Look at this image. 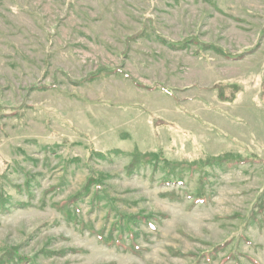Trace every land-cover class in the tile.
Here are the masks:
<instances>
[{
	"label": "rangeland",
	"instance_id": "1",
	"mask_svg": "<svg viewBox=\"0 0 264 264\" xmlns=\"http://www.w3.org/2000/svg\"><path fill=\"white\" fill-rule=\"evenodd\" d=\"M263 95L264 0H0V264H264Z\"/></svg>",
	"mask_w": 264,
	"mask_h": 264
},
{
	"label": "trees",
	"instance_id": "2",
	"mask_svg": "<svg viewBox=\"0 0 264 264\" xmlns=\"http://www.w3.org/2000/svg\"><path fill=\"white\" fill-rule=\"evenodd\" d=\"M238 57V56H237ZM236 57V58H237ZM235 59V58H234ZM109 70H102V71H99V72H97L96 74L98 75V74H100V73H102V74H109L110 73V71L108 72ZM96 75H92V76H90V77H88V78H86V80H89V79H92V78H94ZM162 90V89H161ZM219 90V89H218ZM222 96H221V94H220V90H219V98H221ZM263 99H264V95H263ZM221 100H223V98H221ZM264 102V101H263Z\"/></svg>",
	"mask_w": 264,
	"mask_h": 264
}]
</instances>
